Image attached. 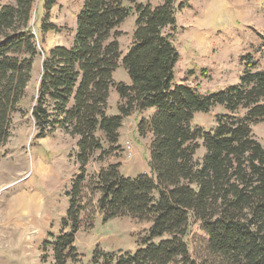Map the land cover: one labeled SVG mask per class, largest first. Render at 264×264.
<instances>
[{
    "label": "trees",
    "instance_id": "trees-1",
    "mask_svg": "<svg viewBox=\"0 0 264 264\" xmlns=\"http://www.w3.org/2000/svg\"><path fill=\"white\" fill-rule=\"evenodd\" d=\"M189 1L83 0L72 42L46 52L30 111L34 138L56 130L77 137L78 171L59 230L42 241L38 264H76L77 234L93 224L83 214L91 209L92 219L95 207L105 221L132 216L151 224L135 251L111 252L101 263L107 253L96 248L94 264H264V146L252 129L264 120V69L247 54L239 83L224 89L202 92L186 79L176 80L173 36L177 14ZM55 3L43 2V32L62 30L50 21ZM34 4L0 5V156L15 113L23 112L38 54ZM131 15L132 41L123 52L118 27ZM119 66L129 83L114 78ZM112 89L119 94L116 114L109 112ZM214 106L224 110L214 127L193 125L196 113ZM145 111L138 132L150 134V172L125 175L120 163H108L89 173L96 154L103 160L120 148L125 118ZM201 146L204 154L197 157ZM194 222L207 235L203 261L194 258L187 240Z\"/></svg>",
    "mask_w": 264,
    "mask_h": 264
},
{
    "label": "rangeland",
    "instance_id": "rangeland-1",
    "mask_svg": "<svg viewBox=\"0 0 264 264\" xmlns=\"http://www.w3.org/2000/svg\"><path fill=\"white\" fill-rule=\"evenodd\" d=\"M7 2L14 0H0V5ZM43 2L35 0L31 20L38 54L22 102L23 112L15 113L12 135L0 156V206L7 211L9 206L12 210L17 208L8 215L1 213L0 264L39 263L41 242L48 236V231L57 233L59 230L60 218L69 205L67 190L78 171V138L56 130L44 138L35 139L30 111L37 95L45 54L55 45L72 42L83 0H56L50 10V21L62 30L47 32L41 30V20L45 15ZM134 24L135 16L131 15L118 27L123 52L131 44ZM166 31L172 30L167 28ZM173 41L179 51L176 80L186 79L202 92L218 91L237 84L245 67L244 55H252L264 69V0H190L177 14ZM115 77L116 80L130 82L123 66L117 68ZM118 100L117 90L112 89L109 103L113 114L118 112ZM223 111L221 106H214L208 112H198L193 125L212 128L217 124L218 114ZM148 115L149 111H145L126 117L121 127L120 148L103 160L96 158V154L87 166L88 172L95 173L108 163H120L121 172L125 175L150 172V134L141 136L138 132L139 118ZM252 129L264 146V120L253 123ZM204 151L201 146L197 157H201ZM98 195L90 197L89 208L94 207ZM27 204H32L29 212L22 213L18 207ZM90 211L86 210L83 215L84 222H93L92 226H83L77 234L76 245L81 258L76 264H94L92 259L96 248L103 250L102 254L107 253L100 257L101 263L111 252L135 251L138 240L151 224L132 216L105 221L96 207L90 220ZM187 240L194 258L203 261L207 255V235L199 223L191 224Z\"/></svg>",
    "mask_w": 264,
    "mask_h": 264
},
{
    "label": "crops",
    "instance_id": "crops-1",
    "mask_svg": "<svg viewBox=\"0 0 264 264\" xmlns=\"http://www.w3.org/2000/svg\"><path fill=\"white\" fill-rule=\"evenodd\" d=\"M160 0H157V2L155 3V4H157L158 2H159ZM116 72H117V69L115 70V72H114V77H115V74H116ZM115 79H116V77H115ZM111 94H112V90H111ZM109 112L111 113V111H110V103H109ZM59 132L60 131H63V130H58ZM65 132V131H64ZM40 168L42 169V166H40ZM30 206H32V204L30 205V204H27L25 207H23V206H20V207H18L19 209H22V213H28L29 212V208H30ZM2 208V206H0V217H1V213L2 212H5V215L7 214H11L12 212H14L15 210H17V208H15V210H12V209H10V206H9V210L7 211V210H5L6 208L5 207H3V209H1ZM28 211V212H27ZM48 233H49V231H48ZM45 239V238H44ZM43 239V240H44ZM42 240V241H43ZM42 243V242H41ZM40 247H41V245H40ZM41 250V249H40ZM40 262V261H39Z\"/></svg>",
    "mask_w": 264,
    "mask_h": 264
}]
</instances>
